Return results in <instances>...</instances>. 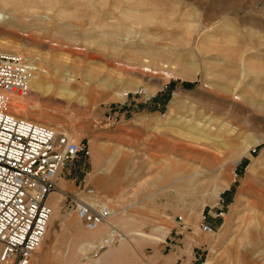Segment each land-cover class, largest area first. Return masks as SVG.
Returning a JSON list of instances; mask_svg holds the SVG:
<instances>
[{
	"label": "rangeland",
	"instance_id": "1",
	"mask_svg": "<svg viewBox=\"0 0 264 264\" xmlns=\"http://www.w3.org/2000/svg\"><path fill=\"white\" fill-rule=\"evenodd\" d=\"M26 1L19 13L1 9L10 20L0 41L48 74L14 111L88 143L87 182L135 219L111 248L75 254L111 227L87 230L65 198L84 175L61 178L66 188L48 200L61 199L51 218L59 228L31 264H118L120 254L159 264L165 248L190 264H264V0H32L33 12ZM140 86L155 97L134 96ZM159 227L170 230L166 244L130 235Z\"/></svg>",
	"mask_w": 264,
	"mask_h": 264
},
{
	"label": "built area",
	"instance_id": "2",
	"mask_svg": "<svg viewBox=\"0 0 264 264\" xmlns=\"http://www.w3.org/2000/svg\"><path fill=\"white\" fill-rule=\"evenodd\" d=\"M31 78L23 56L0 51V264H31L53 215L49 197L60 189L62 177L84 175L77 191L65 198L87 230L108 224L115 215L110 202L87 182L88 143L71 140L14 111L15 98L29 96ZM169 86L170 82L163 83L160 91L167 92ZM133 94L145 101L155 97L144 86ZM201 228L206 234L213 231L209 224ZM120 236L111 227L94 242L91 253L111 248Z\"/></svg>",
	"mask_w": 264,
	"mask_h": 264
},
{
	"label": "crops",
	"instance_id": "3",
	"mask_svg": "<svg viewBox=\"0 0 264 264\" xmlns=\"http://www.w3.org/2000/svg\"><path fill=\"white\" fill-rule=\"evenodd\" d=\"M92 148L95 149L94 145H92ZM63 178L64 177H62V179ZM58 187L61 190L65 189L66 188V182L63 181V180H60L59 183H58ZM154 196L155 195H150L149 198H152ZM60 202H61V199L60 200H55V201L52 202V204L50 206L54 210V209L57 208V206H59V203ZM119 215H121V216L120 217H117ZM112 219H113L112 223H109L108 225L110 227L112 226V228L115 229V232H117V234H119V233L122 234L123 232H120V231L125 226H130L135 221V219H133V218H127L126 215L123 212H119V211L116 212V215ZM51 222L52 223H51V226L48 229V232L49 231H56V230H58V228H59L58 223H55L54 222V219H52ZM117 228L119 230L120 229L121 230L119 231ZM169 232H170V230H167L165 228L159 227V228L154 229L152 233H147V232H144L142 230H135V231H132L130 235L133 236L136 239H138V237H139V239H142V240H144V241H146L148 243H152V244H157L158 245V244H166L167 243V238L169 237V234H168ZM100 235H105V233L100 234ZM88 244H90V243L81 244L77 248L75 254H77V255L80 254L81 255V252H82V256H86L87 253L84 251V249L81 250V248H82V246H86ZM128 244L130 245L129 248L132 249V251H133L132 253L133 254H138V250H137L136 244H133L131 242L128 243ZM123 245H125V244H120V246L117 247V249H118L117 252H120V250L123 247H124V249L127 248V247H125ZM162 248H163V245H162ZM168 251L169 250L165 248L164 250L161 249L158 252L159 258H157V259L160 261L159 264H190V263H185L183 259H180L178 257L179 254H182L183 253V252H181V250H179V249L176 250L177 251L176 252V258L170 257ZM111 254H112V252L109 253V254H107V257L110 256ZM146 254H148V253L146 252ZM113 259H114L113 262L114 263L116 262L118 264L119 263H122V264H136V258H134V257H128L127 258V257H124L123 255L121 256V254L118 255L117 257L113 258ZM103 264H105L104 260H103ZM106 264H107V262H106Z\"/></svg>",
	"mask_w": 264,
	"mask_h": 264
},
{
	"label": "bare ground",
	"instance_id": "4",
	"mask_svg": "<svg viewBox=\"0 0 264 264\" xmlns=\"http://www.w3.org/2000/svg\"><path fill=\"white\" fill-rule=\"evenodd\" d=\"M16 3H17V0H0V25L1 26H6L7 27V25H8V23H9V20H10V18L6 15V13H3L2 11H1V9H3V8H8L9 6H13L14 7V11L15 12H17V13H19V12H21V10H20V8H18V7H16ZM19 4L20 5H23L26 9H27V11H30V12H33L34 10H35V8H36V6H35V3L32 1V0H27L25 3H23V2H19ZM15 5V6H14ZM132 5V4H131ZM21 19H16V21L17 22H21L20 21ZM10 23H12V22H10ZM16 25V24H15ZM10 26H14V22L12 23V24H10ZM9 27V26H8ZM0 30H1V28H0ZM209 31V30H208ZM211 31V30H210ZM7 47H10V48H12V51L11 52H13V53H19V54H21V55H25V56H23L27 61H28V63H29V65H30V69H31V72H32V78H31V82H30V87H29V90L31 89V90H40V89H42L43 88V82H44V77L46 76L45 74H48V71H46L45 69H43L42 67H40V65H38L37 63H35L34 62V60H33V58L30 56V55H28V53H25L23 50H22V48L21 47H19V46H17L16 44L14 45V44H12V43H9V42H7V41H0V49L2 48V50H3V48H7ZM144 67V66H143ZM151 67V66H150ZM150 67H148V66H145L144 67V69L147 71V72H152L153 70H151L150 69ZM153 73H155V72H153ZM168 73V72H167ZM156 74V73H155ZM167 76H168V74H166ZM73 83H74V81H72V80H68V81H65V87H63V88H61L60 89V95H61V93H62V95L64 96V97H69V96H71V95H74L75 94V91H73L72 89H71V87L73 86ZM238 84H241V82H239ZM67 85V86H66ZM137 86L138 85H136V84H134L133 82H128L127 83V89H130V88H137ZM108 88H111V89H115V86H111V87H108ZM147 90H149L148 88H147ZM41 91V90H40ZM150 92V91H149ZM128 92L127 91H123V92H121V94H122V96L124 97V96H126V94H127ZM30 94V93H29ZM89 97L91 96L90 95V93H89V95H88ZM87 96V97H88ZM22 99H25V98H22ZM23 100H21V98L20 99H16L15 98V100H14V103H13V105L14 106H17V105H19V104H23ZM179 102V101H178ZM180 104V103H179ZM175 109H171L170 110V113H169V117H174V114H175ZM165 116V115H164ZM178 123H180V122H178ZM67 136H68V134H66ZM69 137V136H68ZM70 138V137H69ZM71 140H74V139H72V138H70ZM75 141V140H74ZM255 150V149H254ZM256 151V150H255ZM238 164V163H237ZM59 183V182H58ZM52 208V207H51ZM257 208V207H256ZM52 211H53V209H52ZM113 212L115 213V215H116V212L113 210ZM115 215H113V217L115 216ZM53 216V215H52ZM256 217H258L259 215H258V213L255 215ZM257 222L259 223L260 222V219L258 218L257 219ZM109 224V223H108ZM259 226H260V224H259ZM49 227V226H48ZM112 227V226H111ZM259 228V227H258ZM255 231V230H254ZM116 234H117V232H115ZM119 234H121V233H119ZM118 234V235H119ZM93 245H86V246H84V251L87 253L86 254V256H88L89 254H90V252L93 250ZM38 251V250H37Z\"/></svg>",
	"mask_w": 264,
	"mask_h": 264
}]
</instances>
